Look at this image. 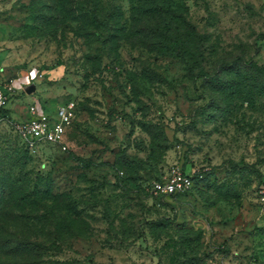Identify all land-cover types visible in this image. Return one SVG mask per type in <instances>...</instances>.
Segmentation results:
<instances>
[{"label":"rangeland","instance_id":"rangeland-1","mask_svg":"<svg viewBox=\"0 0 264 264\" xmlns=\"http://www.w3.org/2000/svg\"><path fill=\"white\" fill-rule=\"evenodd\" d=\"M0 79L75 104L65 149L0 122V264H264V0H0Z\"/></svg>","mask_w":264,"mask_h":264},{"label":"built area","instance_id":"built-area-1","mask_svg":"<svg viewBox=\"0 0 264 264\" xmlns=\"http://www.w3.org/2000/svg\"><path fill=\"white\" fill-rule=\"evenodd\" d=\"M15 88L7 80L0 83V122H9L25 148L37 150L40 144H56L62 149L67 129L75 116L73 101L61 103L55 112H47L36 101L26 104L24 118L13 117L8 102L13 98ZM195 170L186 172L181 167H171L161 178L152 183L157 194H176L189 190L194 185Z\"/></svg>","mask_w":264,"mask_h":264},{"label":"crops","instance_id":"crops-1","mask_svg":"<svg viewBox=\"0 0 264 264\" xmlns=\"http://www.w3.org/2000/svg\"><path fill=\"white\" fill-rule=\"evenodd\" d=\"M0 81H1V79H0ZM14 81V80H13ZM15 81L18 83L17 85H14L13 84V82H12V84H13V87L14 88H16V89H20L21 88V83H20V81L18 80V79H15ZM28 85H26V86H24L23 88H24V92H25V87H27ZM16 94H17V92H16ZM17 103H18V99H16V98H12L9 102H8V107L10 108V112H11V114H12V116L13 115H16L17 114V112H16V108H15V106L17 105ZM21 107V106H20ZM21 112V111H20ZM23 112H24V114H25V111H24V109H23ZM15 117V116H14Z\"/></svg>","mask_w":264,"mask_h":264},{"label":"trees","instance_id":"trees-1","mask_svg":"<svg viewBox=\"0 0 264 264\" xmlns=\"http://www.w3.org/2000/svg\"><path fill=\"white\" fill-rule=\"evenodd\" d=\"M17 137H18V136H17ZM19 140H20V139H19ZM196 175H197V173L193 175V180L195 179ZM194 184H195V183H194ZM193 186H194V185H193ZM193 186H192V187H193Z\"/></svg>","mask_w":264,"mask_h":264}]
</instances>
